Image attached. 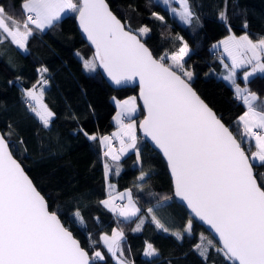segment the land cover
Returning <instances> with one entry per match:
<instances>
[{
	"label": "snow or ice",
	"instance_id": "1",
	"mask_svg": "<svg viewBox=\"0 0 264 264\" xmlns=\"http://www.w3.org/2000/svg\"><path fill=\"white\" fill-rule=\"evenodd\" d=\"M172 2L163 0L165 5ZM178 3V8L169 7L168 10L176 13L185 24L199 21L190 0H178ZM21 9L27 13L22 22L8 16L0 6V38H10L25 52L34 31H44L66 11L78 13L81 29L95 46L93 57L82 60L84 70L95 71L98 61L116 84L139 79L140 96L147 111L139 127L167 158L175 195L187 201L196 216L218 233L222 247L216 251L234 264H264V182L258 183L253 171L254 164L264 166V101L258 102L255 92L236 82L237 70L246 67L248 70L243 71L242 77L245 85L257 74L264 78V37L253 41L245 32L241 36L230 34L219 41L223 48L221 59L226 54L231 61L230 66L224 64L226 75L223 79L230 82L235 89V98L247 108L238 118L237 123L242 126L238 140L191 87L193 72L185 67V57L189 56L190 49L182 37L177 38L182 43L176 51L157 59L139 38L150 30L141 27L134 32L126 27L105 0H80L79 3L73 0H22ZM152 15L164 21L158 13ZM219 18L227 22L226 2ZM244 27L247 28V23ZM38 71L40 79L22 89V97L28 110L48 127L55 115L44 103L45 86L49 83L44 73L48 69ZM117 105L120 108L115 116L118 130L111 136L99 138L107 149L103 155L115 163L129 149H136L139 161L136 124L134 121L125 123V119L136 111L135 98L118 101ZM12 132L9 125L6 134L12 135ZM6 134L0 133V264H90L88 252L64 227L56 212L49 211L44 196L13 158ZM89 138L96 139L95 136ZM113 139L119 140V149L113 147ZM244 140L254 141L256 150L251 157L242 147ZM104 169L107 178L110 165L105 163ZM116 170L118 173V165ZM147 176L148 173L141 170L137 180L143 181ZM114 187L109 185V196L101 203L125 220L136 217L141 210L136 206L131 190L119 193V199L126 197L127 204H117V197L111 192ZM170 199L164 196L157 205L166 206ZM147 212L158 229L169 231L155 215L154 208H148ZM75 216L84 225L79 211ZM145 219L138 217L134 231L142 227ZM191 227L189 220L184 233H190ZM184 233L177 231L173 235L182 239ZM123 236V231L113 229L111 236L100 238L112 255L121 252L119 264H126L121 249ZM200 240L195 247L207 260L208 248L215 244L204 236ZM155 254L157 250L148 244L146 255ZM94 257L102 258L98 251Z\"/></svg>",
	"mask_w": 264,
	"mask_h": 264
},
{
	"label": "trees",
	"instance_id": "2",
	"mask_svg": "<svg viewBox=\"0 0 264 264\" xmlns=\"http://www.w3.org/2000/svg\"><path fill=\"white\" fill-rule=\"evenodd\" d=\"M73 2L79 3L78 0ZM107 2L126 27L134 32L142 26L150 30L140 38L156 58L176 51L182 43L178 37L187 42L190 54L185 57V67L193 72L192 87L240 140L242 126L237 122L245 105L235 98L234 89L223 79L219 49L213 45L229 32L237 35L247 32L253 40L264 37V0H190L193 11L199 16L198 23L190 25L178 20L159 0ZM225 2L227 22L219 18ZM21 3L22 0H0L5 13L22 22L26 14ZM153 12L163 16L164 21L156 19ZM75 13L67 11L44 31H34L28 40L27 52L10 38H0V132L6 134L8 126H12V135L5 136L12 155L42 193L49 210L56 212L88 252L90 264H118L99 239L100 233L110 232L114 226L124 233L122 253L132 264H234L216 251L220 247L217 241L187 207L174 200L165 159L140 134L139 161L136 150L129 151L118 161L119 172L112 167L106 178L98 135L114 127L112 116L116 108L112 98L136 95L137 87L113 88L97 66L93 72L84 70L82 60H90L94 54L82 37ZM41 68L48 69L44 73L49 81L45 86L44 103L55 114L48 127L28 110L22 98V89L40 79L38 70ZM237 79L244 83L240 76ZM245 86L257 94L258 102L264 101V78L260 74ZM142 114L139 107L134 116L136 121ZM92 134L95 140L89 138ZM242 147L250 156L255 145L244 140ZM253 169L258 183L264 182V166L254 164ZM141 170L148 173L143 181L137 180ZM111 182L118 189L131 190L141 210L136 217L125 220L101 203L106 199L107 184ZM164 196L171 199L160 207L157 201ZM150 207L168 232L152 222L147 212ZM77 211L84 225L78 222ZM138 217L146 219L142 227L134 231ZM189 220L191 232L184 233ZM177 231L184 233L182 239L173 235ZM201 236L215 244L208 248L207 260L195 247L201 243ZM148 243L157 254H145ZM96 251L102 258L94 257Z\"/></svg>",
	"mask_w": 264,
	"mask_h": 264
},
{
	"label": "water",
	"instance_id": "3",
	"mask_svg": "<svg viewBox=\"0 0 264 264\" xmlns=\"http://www.w3.org/2000/svg\"><path fill=\"white\" fill-rule=\"evenodd\" d=\"M79 2H80V0H78ZM105 2L107 3V5H108V7H109V9L111 10V8H110V6H109V4H108V2H107V0H105ZM112 11V10H111ZM113 12V11H112ZM113 14L114 15H116L114 12H113ZM116 17L118 18V19H120L117 15H116ZM121 20V19H120ZM75 21H76V24H77V26H78V28H79V30H80V32H81V34H82V37L84 38V40L85 41H87L90 45H91V47H92V49H93V54L95 53V46L88 40V38H87V35H86V33H84L83 32V30L81 29V27H80V25H79V20H78V13L76 12L75 13ZM121 22L123 23V21L121 20ZM140 38V37H139ZM141 39V38H140ZM141 42L142 43H144L142 40H141ZM145 44V43H144ZM145 46L147 47V45L145 44ZM148 48V47H147ZM149 49V48H148ZM150 50V49H149ZM154 56V55H153ZM154 58H156L155 56H154ZM158 59V58H157ZM97 68L100 70V72H101V75H102V77H104L105 78V80L109 83V85L111 86V87H113V88H122V87H127V86H129V87H137V93H136V97H137V100H138V103H139V106L142 108V110H143V114H142V116L138 119V121H137V127H138V132H139V134L150 144V146L151 147H153V148H155L156 150H158L160 153H161V155L163 156V158L165 159V161H166V163H167V168H168V173H169V176H170V179H171V184H172V190H173V192H172V195H173V198H174V200L176 201V202H178V203H180V204H183V205H185L186 207H187V209L189 210V212L194 216V217H196L199 221H200V223L209 231V233L214 237V239L217 241V243H218V245L220 246V247H222V242L220 241V238H219V235H218V233H216L215 232V230L211 227V225H209V224H207L205 221H203V220H201L198 216H196V214L192 211V209L188 206V204H187V201H184L182 198H180V197H178V196H176L175 195V189H174V179H173V177H172V175H171V170H170V167H169V165H168V162H167V158L164 156V154H163V151L161 150V149H159L158 148V146H156L155 145V143L151 140V138L150 137H148V136H146V134L144 133V131H143V129H141L140 127H139V124H140V122L144 119V117L147 115V111H146V109H145V107H144V101H143V99H142V97L140 96V86H139V79L138 78H136V79H134V80H131V81H126V82H123L122 84H116L112 79H111V77H109L108 75H107V73H106V71L103 69V67L102 66H100L99 65V62L97 61ZM191 87H192V85H191ZM193 88V87H192ZM193 90L197 93V95L204 101V103L205 104H207L208 105V107L209 108H211L212 109V111L216 114V116L219 118V119H221L218 115H217V113L215 112V110L201 97V95L193 88ZM221 121H222V123H224L223 122V120L221 119ZM225 124V123H224ZM225 126H227L226 124H225ZM228 127V126H227ZM231 131V130H230ZM1 133V132H0ZM9 151H10V149H9ZM246 154H247V152H246ZM248 155V154H247ZM13 158L14 159H16L14 156H13ZM17 160V159H16ZM17 162H18V160H17ZM19 163V162H18ZM22 167V166H21ZM253 171H254V169H253ZM25 174L27 175V173L25 172ZM28 176V175H27ZM29 177V176H28ZM29 179H30V177H29ZM31 180V179H30ZM258 182V181H257ZM33 183V182H32ZM34 185V184H33ZM37 189V188H36ZM37 191H39L38 189H37ZM40 192V191H39ZM41 195H42V193H41ZM43 196V195H42ZM49 211H51V210H49ZM59 218V217H58ZM61 222V221H60ZM62 223V222H61ZM63 224V223H62ZM65 228H67L66 226H64ZM68 229V228H67ZM69 230V229H68ZM70 231V230H69ZM71 232V231H70ZM73 235V234H72ZM74 237V236H73ZM76 240H77V238L76 237H74ZM78 241V240H77ZM83 248V247H82ZM85 250V249H84ZM86 251V250H85ZM90 258V257H89ZM236 264H238V262H235Z\"/></svg>",
	"mask_w": 264,
	"mask_h": 264
},
{
	"label": "crops",
	"instance_id": "4",
	"mask_svg": "<svg viewBox=\"0 0 264 264\" xmlns=\"http://www.w3.org/2000/svg\"><path fill=\"white\" fill-rule=\"evenodd\" d=\"M26 13V12H25ZM26 15H27V13H26ZM33 28H34V26H33ZM80 42V41H79ZM17 46V45H16ZM18 47V46H17ZM190 49V48H189ZM217 49H219V53H220V50H221V48H220V46L219 47H217ZM22 50V49H21ZM219 61L221 62V65L223 66V60L221 59V57H219ZM224 75V74H223ZM232 86V85H231ZM232 88L234 89V87L232 86ZM234 91H235V89H234ZM129 98H135V105H136V111L135 112H133V113H131V115H130V117H128V118H126L125 119V123H129V122H135V124H136V135H137V142H138V139H139V132H138V127H137V121H136V119L134 118V116L136 115V114H138V112H139V103H138V100H137V97H136V95L135 94H129V95H127V96H124V97H122V98H117V97H113L112 99H113V102H114V104H115V112H114V114H113V116H112V121H113V123H114V127H113V129L110 131V132H108V133H104V134H101V135H98V142H99V145H100V148H101V152H102V157H104V155H103V153L107 150L104 146H102L101 145V143H100V137H102V136H111L114 132H116L117 130H118V128H119V125L117 124V121L115 120V116H116V113L118 112V111H120V108L118 107V105H117V102L119 101V102H123V101H125V100H128ZM246 107V106H245ZM91 136H94L93 134L91 135ZM112 145H113V147L115 148V149H118L119 147H120V142H119V140L118 139H113L112 140ZM133 150H136V149H133ZM256 149L254 148V150L252 151V152H254ZM251 152V153H252ZM121 157H122V155H121ZM120 157V158H121ZM250 157H251V154H250ZM104 162L105 163H108L109 165H110V168H117V165H118V161L117 162H115V163H113L112 161H111V158L110 157H104ZM111 185H114L115 187L113 188V189H111V192H112V194H114L115 192H116V189H118L117 187H116V185L114 184V183H110ZM110 184H107V195H106V199L108 198V196H109V192H110V189H109V185ZM113 230V229H112ZM112 230L110 231V232H112ZM101 238V235L99 234V239ZM100 241L102 242V244H104L103 243V241L100 239ZM104 246L107 248V246L104 244ZM121 249H122V247H121ZM113 256V255H112ZM131 262V261H130ZM131 264H132V262H131Z\"/></svg>",
	"mask_w": 264,
	"mask_h": 264
},
{
	"label": "rangeland",
	"instance_id": "5",
	"mask_svg": "<svg viewBox=\"0 0 264 264\" xmlns=\"http://www.w3.org/2000/svg\"><path fill=\"white\" fill-rule=\"evenodd\" d=\"M159 1H161L162 3H163V0H159ZM165 5V4H164ZM168 9H169V7H176V8H178L179 7V3H178V0H173V2H172V4L171 5H165ZM67 12V11H66ZM65 12V13H66ZM65 13H62L61 14V16L62 15H64ZM171 13V12H170ZM26 14V13H25ZM171 14H173V15H175L177 18H178V20H180L179 19V16L176 14V13H171ZM25 18H26V16H25ZM181 21V20H180ZM181 22H183V21H181ZM184 23V22H183ZM193 23H198V22H196V21H194ZM142 27H146V26H142ZM140 29V28H139ZM230 34H234L233 32H229V33H227L225 36H223V37H221L220 39H218L217 41H215V43H214V45H217V47H219V41H221V40H223L225 37H227L228 35H230ZM243 34H245V33H242V34H239V35H237V34H235L236 36H241V35H243ZM145 34H143V35H141V36H144ZM253 41H256V40H253ZM216 47V48H217ZM220 48H221V50H220V57H221V54L223 53V48H222V46H220ZM223 69H222V72H224V75H226V70L224 69V64H228L229 66L231 65V61H230V59L227 57V55L226 54H224L223 55ZM170 63V62H169ZM187 68V67H186ZM187 69H189V70H191L190 68H187ZM244 70H248L247 69V67L245 68V69H239V70H237V77L238 76H240L241 78L243 77V71ZM192 71V70H191ZM223 75V76H224ZM243 79V78H242ZM228 82V81H227ZM238 84H240V86L243 88V87H245V84L244 83H241L238 79H237V81H236ZM229 84H230V82H228ZM231 85V84H230ZM247 110V108L245 107V110L242 112V114L245 112ZM241 114V115H242ZM254 142V141H253ZM119 149V148H118ZM131 150H133V149H129L128 150V152L129 151H131ZM128 152H126V153H128ZM126 153H124L123 155H125ZM122 155V156H123ZM108 184H110V183H108ZM126 190H129V188H124V189H116V192L113 194V195H115L116 197H117V199L118 200H120L121 201V203L120 204H127V198L125 197V199L124 200H121V199H119V193H122V192H125ZM133 200H134V198H133ZM135 201V200H134ZM136 202V201H135ZM136 206L138 207V204H137V202H136ZM139 208V207H138ZM139 223V220L137 221V223H136V225H135V228L137 227V224ZM112 229H118V230H121L119 227H117V226H114ZM111 234H112V232H102V233H100V235L101 236H103V235H108V236H111ZM148 244H150V243H148ZM147 244V245H148ZM97 252V251H96ZM99 252V251H98ZM145 254H146V251H145ZM113 257H114V259L117 261V263L119 264V259L121 258V252H117V254L114 256L113 255ZM122 258L125 260V262H126V264H131V262L129 261V260H127L125 257H124V254L122 253Z\"/></svg>",
	"mask_w": 264,
	"mask_h": 264
},
{
	"label": "built area",
	"instance_id": "6",
	"mask_svg": "<svg viewBox=\"0 0 264 264\" xmlns=\"http://www.w3.org/2000/svg\"><path fill=\"white\" fill-rule=\"evenodd\" d=\"M23 98V97H22ZM24 99V98H23ZM117 204H120L121 203V201L120 200H118V199H116V201H115Z\"/></svg>",
	"mask_w": 264,
	"mask_h": 264
}]
</instances>
